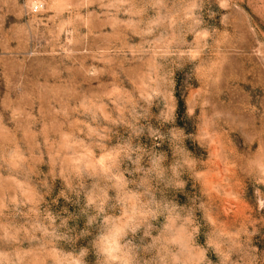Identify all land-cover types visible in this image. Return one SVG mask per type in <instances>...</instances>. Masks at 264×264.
Returning a JSON list of instances; mask_svg holds the SVG:
<instances>
[{
  "label": "rangeland",
  "instance_id": "rangeland-1",
  "mask_svg": "<svg viewBox=\"0 0 264 264\" xmlns=\"http://www.w3.org/2000/svg\"><path fill=\"white\" fill-rule=\"evenodd\" d=\"M149 125L162 138L145 131L134 144L167 163L187 157L184 147L196 157L184 192L166 195L195 208L203 264H264V174L249 163L264 152V0H0V264H57L87 246L90 236L46 235V209L78 213L52 199L62 180L76 184L72 161L86 151L79 167L97 173L82 182L110 188L97 162ZM64 136L75 146L62 147ZM118 159L111 174L132 179ZM162 222L130 237L136 264L165 255ZM69 226L81 230L84 218Z\"/></svg>",
  "mask_w": 264,
  "mask_h": 264
},
{
  "label": "clouds",
  "instance_id": "clouds-1",
  "mask_svg": "<svg viewBox=\"0 0 264 264\" xmlns=\"http://www.w3.org/2000/svg\"><path fill=\"white\" fill-rule=\"evenodd\" d=\"M56 7L58 10H63L67 6ZM195 8L196 5L193 3L189 13L194 12ZM186 19L195 23L191 14L186 16ZM192 55L194 56L195 53ZM117 92V89L113 90V94ZM185 114L189 115L187 112ZM104 118L108 119L107 116ZM175 119V109H173L172 124H175ZM145 131L150 140L163 136L149 125L146 130L134 131L132 139L116 147L97 162L99 174L115 181L110 188L96 184L88 187L82 182V173H88L89 176L97 173V169L91 163L85 162L82 168L79 167L82 160L91 157V152L86 151L84 157L72 161L71 171L76 184L62 180L64 187L52 199V205L62 199L66 204L79 206V211L74 214L69 212L68 208L62 207L57 213L50 208L46 209L44 218L51 232L45 230V234L52 235L59 231L61 235L57 238L68 244H76L77 241L89 236L91 239L87 246H80L75 251L65 254L57 264H89L90 254L94 257L92 264H136V249L130 237L140 233L142 237L148 238L150 231L154 229L152 222L160 219L161 216L162 230L168 235L161 245L165 255L157 253L159 256L157 264H203L207 259L208 253L204 245H208V241L205 240L204 245L197 243L199 227L196 226L194 219L195 208L179 204L174 198L168 199L166 195L169 190L174 194L184 192L187 183L184 177L194 168L196 157L184 147L187 157L174 154L172 162L167 163V153L150 150L142 144L133 143V140H139ZM180 131L184 135V141L192 140L198 147L201 146L194 137L186 135L183 129ZM89 132H93V129L90 128ZM204 138H207L206 135L201 136V139ZM62 139L64 141L62 147L75 146L76 142L68 143L70 139L68 136ZM121 157L123 161L130 164L129 175L132 179H126L120 173L114 176L111 174L112 169L120 166L121 161L118 158ZM15 159L22 158L17 156ZM104 161L110 163L105 166ZM249 163L256 171L264 174V152L257 154ZM161 186L165 191L163 202L157 199ZM110 192L112 195H109ZM51 193L52 189L49 188L45 195L50 196ZM35 202L44 203V197H40ZM117 207L118 212L115 210ZM159 209H163V212ZM78 217L84 218V226L79 231L76 227L69 226V222L77 220ZM168 246L174 247L176 251L171 252ZM165 256L168 259H165ZM4 264H10V262L5 260Z\"/></svg>",
  "mask_w": 264,
  "mask_h": 264
},
{
  "label": "built area",
  "instance_id": "built-area-1",
  "mask_svg": "<svg viewBox=\"0 0 264 264\" xmlns=\"http://www.w3.org/2000/svg\"><path fill=\"white\" fill-rule=\"evenodd\" d=\"M38 9V5H34V10H37Z\"/></svg>",
  "mask_w": 264,
  "mask_h": 264
}]
</instances>
